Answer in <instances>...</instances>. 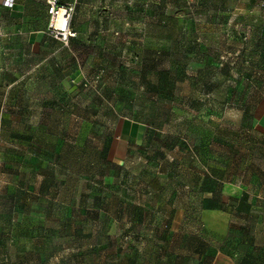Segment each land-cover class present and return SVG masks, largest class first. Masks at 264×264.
Wrapping results in <instances>:
<instances>
[{
    "label": "rangeland",
    "instance_id": "1",
    "mask_svg": "<svg viewBox=\"0 0 264 264\" xmlns=\"http://www.w3.org/2000/svg\"><path fill=\"white\" fill-rule=\"evenodd\" d=\"M57 1L0 28V264L264 256V0Z\"/></svg>",
    "mask_w": 264,
    "mask_h": 264
},
{
    "label": "crops",
    "instance_id": "2",
    "mask_svg": "<svg viewBox=\"0 0 264 264\" xmlns=\"http://www.w3.org/2000/svg\"><path fill=\"white\" fill-rule=\"evenodd\" d=\"M2 0H0L1 2ZM46 0H13V6L11 8L0 7V28L13 30L14 34L24 33L26 37V43L30 46L40 45L44 42V35L47 33V18H42L39 28L33 27L34 13L32 12L35 7L44 5L46 7ZM42 7V6H41ZM9 17V22L5 19ZM253 129L257 132L264 134V101L261 103V109L255 119L253 120ZM136 133H130L129 135L137 136ZM205 208V207H204ZM190 254H194V249L189 251ZM197 255L199 253H196ZM198 264H205L203 256L198 260ZM206 264H264V256L254 255L248 252H234L233 254L228 252L217 251L212 261Z\"/></svg>",
    "mask_w": 264,
    "mask_h": 264
},
{
    "label": "built area",
    "instance_id": "3",
    "mask_svg": "<svg viewBox=\"0 0 264 264\" xmlns=\"http://www.w3.org/2000/svg\"><path fill=\"white\" fill-rule=\"evenodd\" d=\"M45 3L48 14V35L59 42L67 43L68 39L74 36L71 30L74 2L59 4L57 0H46ZM12 6L13 0H2L0 2V7L11 8Z\"/></svg>",
    "mask_w": 264,
    "mask_h": 264
},
{
    "label": "trees",
    "instance_id": "4",
    "mask_svg": "<svg viewBox=\"0 0 264 264\" xmlns=\"http://www.w3.org/2000/svg\"><path fill=\"white\" fill-rule=\"evenodd\" d=\"M58 3L59 4H63L62 2H58ZM205 208L206 209H214V208H217V205L212 203L211 201H207V204L205 205Z\"/></svg>",
    "mask_w": 264,
    "mask_h": 264
}]
</instances>
